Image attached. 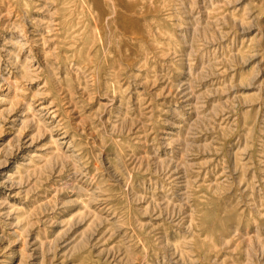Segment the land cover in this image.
<instances>
[{
  "label": "rangeland",
  "instance_id": "374dc122",
  "mask_svg": "<svg viewBox=\"0 0 264 264\" xmlns=\"http://www.w3.org/2000/svg\"><path fill=\"white\" fill-rule=\"evenodd\" d=\"M0 264H264V0H0Z\"/></svg>",
  "mask_w": 264,
  "mask_h": 264
},
{
  "label": "bare ground",
  "instance_id": "6f19581e",
  "mask_svg": "<svg viewBox=\"0 0 264 264\" xmlns=\"http://www.w3.org/2000/svg\"><path fill=\"white\" fill-rule=\"evenodd\" d=\"M53 139V138H52ZM67 139L66 136H59V138L56 141ZM55 142V141H54ZM57 145V144H56Z\"/></svg>",
  "mask_w": 264,
  "mask_h": 264
}]
</instances>
